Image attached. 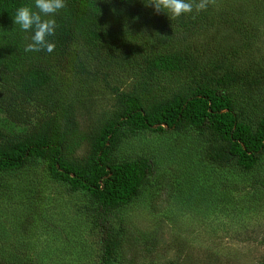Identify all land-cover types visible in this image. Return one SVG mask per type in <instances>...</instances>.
Masks as SVG:
<instances>
[{
    "label": "trees",
    "instance_id": "obj_1",
    "mask_svg": "<svg viewBox=\"0 0 264 264\" xmlns=\"http://www.w3.org/2000/svg\"><path fill=\"white\" fill-rule=\"evenodd\" d=\"M65 4L54 17L56 34L48 37L55 50L25 52L34 32L22 31L13 16L21 6L38 11L35 0H0V107L9 120L29 124L18 136L0 128V173L19 171L39 160L68 193L87 194L85 209L97 215L101 231L99 264H115L122 238L108 218L140 195L155 170L146 156L117 160L114 151L119 143L138 131L165 133L191 127L208 135L211 161L252 169L264 157V112L254 125L246 122L245 108L235 102L233 91H251L256 101L257 95L264 97V63L239 68L229 62L240 56L241 49L222 46L225 38L218 34L241 32V23L236 13L217 4L173 20L167 13L157 14L145 0ZM210 41H216V48L209 49ZM91 55L109 56L122 72L112 75L101 64L90 66ZM122 73L124 85L116 77ZM70 74L82 88L67 103L54 78ZM94 76H100L109 91L113 110L97 127L73 132L77 119L72 105L84 106L86 87L92 83L81 82ZM63 84L68 85L67 80ZM26 100L39 106L34 123L24 109ZM251 102L248 98L247 105Z\"/></svg>",
    "mask_w": 264,
    "mask_h": 264
},
{
    "label": "rangeland",
    "instance_id": "obj_2",
    "mask_svg": "<svg viewBox=\"0 0 264 264\" xmlns=\"http://www.w3.org/2000/svg\"><path fill=\"white\" fill-rule=\"evenodd\" d=\"M216 4L236 13L241 23V32L218 34L225 38L222 46L228 43L241 49L240 56L230 57L229 62L239 68L263 64L264 0H216ZM210 44L211 50L217 46L216 41ZM94 64L103 65L112 75L122 72L109 56L91 55L90 66ZM122 76H116L122 79L120 85H124ZM91 78L81 82L92 83L86 87L87 102L72 105L77 119L73 132L97 127L113 110L101 77ZM54 80L59 81L56 90H64L67 103L82 88L73 74L56 75ZM66 80L68 85L63 84ZM233 96L245 108L243 119L254 125L264 112L263 95H257L256 101L255 93L238 88ZM23 106L34 123L40 114L37 102L26 100ZM28 125L9 120L0 107V128L18 136ZM208 140L205 133L188 127L165 133L138 131L119 143L114 151L117 160L146 156L155 170L140 195L108 218L122 238L115 264H261L264 157L250 170L235 164L222 167L207 157ZM0 181L2 263L99 264L101 231L97 215L85 209L90 200L87 194L68 193L64 184L48 176L39 160L22 170L0 173Z\"/></svg>",
    "mask_w": 264,
    "mask_h": 264
},
{
    "label": "clouds",
    "instance_id": "obj_3",
    "mask_svg": "<svg viewBox=\"0 0 264 264\" xmlns=\"http://www.w3.org/2000/svg\"><path fill=\"white\" fill-rule=\"evenodd\" d=\"M146 6H154L157 14L167 13L171 20L185 14L207 11L209 5H215L216 0H145ZM34 11L31 6H21L13 16L15 25L22 31H33L31 43H27L25 52H40L46 50L52 53L55 43L48 37L56 34L57 22L54 18L61 9L66 7L65 0H35ZM195 19V16H192Z\"/></svg>",
    "mask_w": 264,
    "mask_h": 264
}]
</instances>
